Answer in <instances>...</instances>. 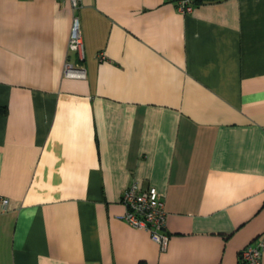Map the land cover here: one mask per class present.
I'll list each match as a JSON object with an SVG mask.
<instances>
[{"label": "crops", "instance_id": "obj_1", "mask_svg": "<svg viewBox=\"0 0 264 264\" xmlns=\"http://www.w3.org/2000/svg\"><path fill=\"white\" fill-rule=\"evenodd\" d=\"M135 181L166 249L123 218ZM257 241L264 0H0V264H243Z\"/></svg>", "mask_w": 264, "mask_h": 264}, {"label": "built area", "instance_id": "obj_2", "mask_svg": "<svg viewBox=\"0 0 264 264\" xmlns=\"http://www.w3.org/2000/svg\"><path fill=\"white\" fill-rule=\"evenodd\" d=\"M73 9H78L81 0H70ZM196 0H177L179 8L187 12L192 9ZM69 49L83 53V35L80 27L78 14H74L70 37ZM101 56L104 57L103 52ZM65 73L70 76L84 75L82 68H75L73 63L68 61L65 64ZM8 199H2V205L7 204ZM122 201L126 205V212L123 218L137 228H144L149 231L153 240L158 242L162 249H166L170 241V233L166 227L167 212L165 209L164 197L153 184L142 186L135 181L129 184L123 194ZM264 241L251 242L241 251V258L245 264H263Z\"/></svg>", "mask_w": 264, "mask_h": 264}, {"label": "trees", "instance_id": "obj_3", "mask_svg": "<svg viewBox=\"0 0 264 264\" xmlns=\"http://www.w3.org/2000/svg\"><path fill=\"white\" fill-rule=\"evenodd\" d=\"M243 264H245V263L243 262Z\"/></svg>", "mask_w": 264, "mask_h": 264}, {"label": "rangeland", "instance_id": "obj_4", "mask_svg": "<svg viewBox=\"0 0 264 264\" xmlns=\"http://www.w3.org/2000/svg\"><path fill=\"white\" fill-rule=\"evenodd\" d=\"M164 203H165V201H164Z\"/></svg>", "mask_w": 264, "mask_h": 264}]
</instances>
